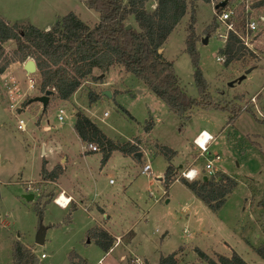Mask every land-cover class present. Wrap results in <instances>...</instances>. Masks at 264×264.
Returning <instances> with one entry per match:
<instances>
[{"label": "rangeland", "instance_id": "obj_1", "mask_svg": "<svg viewBox=\"0 0 264 264\" xmlns=\"http://www.w3.org/2000/svg\"><path fill=\"white\" fill-rule=\"evenodd\" d=\"M219 1L195 2L196 49L211 100L228 110H194L182 120L143 80L122 66L110 68L102 82L83 81L68 101H60L55 95L46 110L39 103H31L24 110L25 100L44 95L37 87L38 73L33 75V88L29 87L30 76L16 63L0 76V264H14V246L18 242L37 256L38 264H97L102 259L105 264H135L136 258L142 264H158L161 257L175 252L177 264H202L196 249L212 258L236 252L249 264H264L256 253V248L264 243L262 209L258 206L264 198V27H260L257 13L253 12L251 16L258 25V31L252 35L253 49L258 57H247L243 63L226 67L217 61L226 35V27L219 22L214 8ZM229 5L233 6L232 1ZM71 12L89 26L99 23V14L89 9L85 0H0L1 17L42 30L50 29ZM191 15L190 9L164 44L163 54L173 63L182 88L195 99L199 92L186 52ZM212 25L217 29L210 33ZM4 47L10 55L15 44L9 42ZM255 65L259 67L246 75V70ZM93 73L102 76L98 69ZM11 82L26 95L16 110L10 109L15 101L6 99ZM106 91L111 97L103 95ZM94 94L98 97L92 100ZM232 108L250 110L242 111L235 121L229 122ZM60 110L63 122L57 118ZM79 110L110 139L121 143L139 140L141 161L119 151L105 164L99 151L83 155L85 144L74 133ZM19 119L26 123L25 132L17 130ZM148 123L154 126L146 133ZM53 127L62 132L61 138L55 136ZM44 128H48L47 132L52 129L50 134L54 137L45 133ZM203 130L214 137L205 158L199 157V149L193 143ZM49 136L50 142H54L52 147L59 149L55 155L49 153L51 146H46V150L43 147ZM159 146L177 153L173 165L187 168L193 162L191 167L201 173L207 160L220 156L214 164L215 171L235 178L237 186L217 212L179 180L183 168L167 192L165 185L156 181L164 176L168 166L167 159L157 154ZM67 162L71 165L62 186L76 190L92 188L88 196L91 199L96 190L99 192L94 199L96 204L85 206L88 211L84 205L73 202L66 209L57 206L55 200L63 194L59 192L62 187L41 179L44 163L55 168ZM147 164L151 173L144 175L141 170ZM73 172L77 177L72 176ZM26 195H33L34 199L27 200ZM38 202H46L41 224L45 228L43 245L37 244ZM95 227L122 236L121 243L116 245V240L112 251L104 252L90 233Z\"/></svg>", "mask_w": 264, "mask_h": 264}, {"label": "trees", "instance_id": "obj_2", "mask_svg": "<svg viewBox=\"0 0 264 264\" xmlns=\"http://www.w3.org/2000/svg\"><path fill=\"white\" fill-rule=\"evenodd\" d=\"M196 1L198 0H128L125 3L123 0H85L87 7L97 12L100 17L99 23L93 27L73 12L59 18L48 30L31 24L11 23L0 16V76L4 75L13 63H24L33 59L37 66V87L39 86L40 93L54 90L58 100L68 101L82 87L83 81L102 82L110 68L122 66L127 72L143 80L149 90L182 120H186L194 110H228L215 105L211 100L208 83L199 66L194 13ZM201 1L212 3L217 0ZM231 1L233 15L230 22L234 31L227 33L224 47L219 53L225 59L223 64L226 67L243 63L247 57H258L253 49L254 33H250L251 48L242 40V37L246 36L247 21L252 18L253 12L257 13L260 27H264V0H248V9L245 0ZM190 9L192 15L187 24L186 52L192 61L193 78L199 92V98L195 99L188 96L182 88L173 63L164 58V52L159 53ZM223 10L216 12L220 15ZM128 24H131L129 30L126 29ZM210 28L211 33L217 26L212 25ZM9 42L15 44V49L10 55L4 47ZM95 69H98L102 76L94 75ZM93 96L92 100L98 97L95 94ZM30 101L25 100L24 106H28ZM230 110L232 115L229 122H232L242 111L250 108ZM75 117V133L82 143L93 144L98 148L103 154L104 164L116 151L133 156L141 151L139 140L121 143L110 139L82 110L77 111ZM153 126V123H148L146 133H149ZM157 149V154L163 155L168 161L163 176L167 192L178 180V167L172 164L177 153L166 146H159ZM62 173L60 165L49 171L44 163L40 176L43 181L55 182ZM179 180L213 212L223 206L237 186L235 178L221 171L191 182L183 178ZM45 203L41 205L38 202L35 207L40 228H43L41 224ZM258 206L262 209L264 235V198ZM90 233L106 253L115 245L116 240L99 227L93 228ZM196 252L202 264H249L236 252L230 256L217 254L216 258L210 257L200 249H196ZM256 253L264 260V243L256 248ZM176 257V252L161 257L158 264H177ZM14 264H38V259L29 248L18 242L14 246Z\"/></svg>", "mask_w": 264, "mask_h": 264}, {"label": "built area", "instance_id": "obj_3", "mask_svg": "<svg viewBox=\"0 0 264 264\" xmlns=\"http://www.w3.org/2000/svg\"><path fill=\"white\" fill-rule=\"evenodd\" d=\"M245 4H246V8L248 9L249 8L248 0H245ZM232 15H233V7L230 5H228V7H226L220 15H218L219 22L223 23L224 26L226 27L225 39H226L227 33L229 31H234L233 24L230 22ZM257 29H258L257 21L254 18L248 19L247 24H246V36L242 37V40L244 41V44L247 47H250V48L252 47V44L250 43V33H255L257 31ZM217 61L223 64L225 59L222 56H219V57H217ZM28 76H30V78L28 79L29 87L33 88V86L36 83V78L33 75H28ZM17 89L18 88L16 87V84L14 82H11L10 85L8 84V91H9L10 99L15 101L13 104H10V109H12V110H16L17 108H19V104H21L26 99V95L19 93V91H17ZM61 114H62V110L59 111L57 118H58V121L63 122V116ZM106 115H107V113L104 114V116H106ZM47 129L48 128H45V130H47ZM17 130H19L20 132H25L27 130L26 123L22 119L18 120ZM202 138H204L203 141H202ZM213 141H214V137L206 131H201L195 137L193 143L199 149V157L205 158L207 156V154H209L208 148H209V145ZM83 150H84V152H86V151L96 152V151H98V148L93 144H85V146L83 147ZM218 161H220V156H218V155H216L213 160H207V163H206L205 169H204V173H205L204 175H203V171L201 173L196 168H192V167L188 168L187 167V168L181 170L180 177L191 182V181H195V180H197V179H199L205 175L211 176L217 172V171H215L214 164ZM150 173H151V166L149 164L144 165V167L142 169V174L148 175ZM110 183H113V181L110 180ZM69 200H71V199L69 198ZM55 204L61 208L67 207V204L64 206V205L58 203L57 199L55 200ZM44 257H45V255L42 254L41 258H44ZM134 262H135V264H142L141 261L137 258L134 260ZM97 264H105V263L103 262V259H102Z\"/></svg>", "mask_w": 264, "mask_h": 264}, {"label": "crops", "instance_id": "obj_4", "mask_svg": "<svg viewBox=\"0 0 264 264\" xmlns=\"http://www.w3.org/2000/svg\"><path fill=\"white\" fill-rule=\"evenodd\" d=\"M17 65H19V66H21V68H22V70H24V68H23V65H21L20 63H16ZM3 76V75H2ZM97 86V85H96ZM18 91H19V89H18ZM20 93V92H19ZM38 95H36V97H37ZM35 97V96H34ZM6 99H8L9 101L11 100L10 99V96H9V98H6ZM51 100V99H50ZM49 103H50V101H49ZM30 105H31V103L28 105V106H25V108H24V110L25 109H27V108H29L30 107ZM45 127V126H44ZM49 127L51 128L52 126H50L49 125ZM73 127V126H72ZM44 130V132L45 133H47V134H50V133H52L51 132V130L52 129H50V132H47L46 130H45V128L43 129ZM53 131H56L55 130V128L53 127ZM203 131H205V130H203ZM74 133H75V131H74ZM55 134V136L56 137H59V138H61L62 136H63V134H62V132H58V131H56V133H54ZM199 134V133H198ZM75 135L77 136V134L75 133ZM50 136H52V138L54 137V135L53 134H50ZM50 136L48 137L49 139H48V142H43V147H44V149L46 150V146H48L49 145V153L51 154V155H55L56 154V151H58L59 149H56L55 147H52V145H54L53 143H51L50 142ZM78 137V136H77ZM79 138V137H78ZM195 139V138H194ZM194 139H193V141H194ZM80 140V139H79ZM45 141H47V140H45ZM81 141V140H80ZM131 142H132V140H131ZM133 143V142H132ZM84 144V143H83ZM82 144V145H83ZM44 151V150H43ZM98 152V151H97ZM44 153H45V151H44ZM90 153H95V152H91V151H86V152H83V155H89ZM142 153V155H143V152H141ZM48 155V152L46 151V156ZM133 156V155H132ZM143 157V156H142ZM139 159V158H138ZM46 162V161H45ZM57 162V161H56ZM193 164V162L191 163V164H189L187 167L189 168V167H191V165ZM63 166H62V169H63V173H62V175L55 181V182H52V183H54V185H56V186H59V187H62V189L59 191L60 193H63L62 195H64V196H66V198L67 199H71V202H73L74 204H76L77 206H81V205H84V209H85V211H88L86 208H85V206L86 207H90L91 206V204H96L95 203V198H97L98 196H99V192L96 190L95 191V193H94V197H93V199H91V198H88V196H89V193H90V191H92V188H89V189H83L82 187H80L78 190H76V189H74V188H71V187H65V186H62V179L63 178H65L66 176H67V170H68V166L69 165H71V162H67L65 165L64 164H62ZM73 165V164H72ZM55 166V165H54ZM54 166L52 165V166H50V167H47V165H46V169L48 170L49 169V171H51L53 168H54ZM183 166V169H185V167H184V165H182ZM144 167V166H143ZM143 167H142V169H143ZM192 168H194V167H192ZM141 173H142V170H141ZM72 176H74V177H77V173H72ZM50 182V181H49ZM109 183H110V181H109ZM162 183H163V181H162ZM110 184H113V183H110ZM70 202V203H71ZM58 206V205H57ZM96 207L97 208H99L100 210H103L104 211V213H105V210L102 208V207H100V206H98V205H96ZM61 208V207H60ZM64 209H66V208H64ZM103 213V214H104ZM107 220L109 219V217L107 216V218H106ZM100 226H104V225H100ZM105 227V226H104ZM103 227V228H104ZM105 231H107L115 240H117L118 241V243H117V241H116V245H118V244H120L121 243V237L122 236H119V235H114L113 233H112V231L110 230V229H105ZM112 251V250H111ZM138 259V258H137ZM140 260V259H139Z\"/></svg>", "mask_w": 264, "mask_h": 264}, {"label": "water", "instance_id": "obj_5", "mask_svg": "<svg viewBox=\"0 0 264 264\" xmlns=\"http://www.w3.org/2000/svg\"><path fill=\"white\" fill-rule=\"evenodd\" d=\"M231 0H221L219 1L216 5H215V10H219V9H225L226 7H228V5L230 4ZM131 28V24H128L126 29L129 30ZM206 41V40H205ZM204 41V42H205ZM163 52V49H160L159 50V53H162ZM259 67V65H255V66H252L250 67L249 69L246 70V75L251 73L253 70L257 69ZM23 68H24V71L26 72L27 75H34L37 73V66H36V63L33 59H28L24 65H23ZM56 95V92L54 90H47L44 95L42 96H37V97H34L30 103H39L42 105L43 109L46 110L47 109V106L49 104V101L51 99V97L55 96ZM104 96H109L111 97V93L106 91L103 93ZM43 154L44 151H43ZM136 156L141 159L142 158V153L141 152H138L136 154ZM183 166L182 165H179L178 166V169H177V173L180 169H182ZM156 181L158 182H162L163 181V177H157L156 178ZM25 198L27 200H33L34 199V196L33 195H26ZM45 230H43V228H40L39 230V233H38V237H37V244L39 245H43L45 243ZM90 242V241H88Z\"/></svg>", "mask_w": 264, "mask_h": 264}, {"label": "bare ground", "instance_id": "obj_6", "mask_svg": "<svg viewBox=\"0 0 264 264\" xmlns=\"http://www.w3.org/2000/svg\"><path fill=\"white\" fill-rule=\"evenodd\" d=\"M204 138H202V141H203ZM58 203L62 204V205H66L67 206L69 205V203L71 202V200L67 199L66 196L64 195H61L59 196V198L57 199Z\"/></svg>", "mask_w": 264, "mask_h": 264}]
</instances>
